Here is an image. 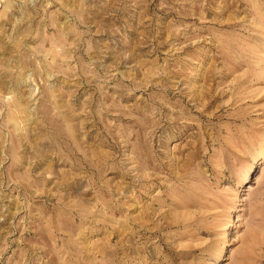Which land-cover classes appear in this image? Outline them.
Masks as SVG:
<instances>
[{
	"label": "rangeland",
	"instance_id": "374dc122",
	"mask_svg": "<svg viewBox=\"0 0 264 264\" xmlns=\"http://www.w3.org/2000/svg\"><path fill=\"white\" fill-rule=\"evenodd\" d=\"M0 264H264V0H0Z\"/></svg>",
	"mask_w": 264,
	"mask_h": 264
}]
</instances>
